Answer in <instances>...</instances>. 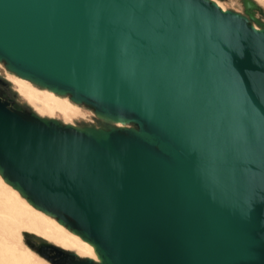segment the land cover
Returning a JSON list of instances; mask_svg holds the SVG:
<instances>
[{
	"label": "water",
	"instance_id": "1",
	"mask_svg": "<svg viewBox=\"0 0 264 264\" xmlns=\"http://www.w3.org/2000/svg\"><path fill=\"white\" fill-rule=\"evenodd\" d=\"M0 62L133 125H61L0 99L1 178L99 261L37 255L264 264V27L209 0H0Z\"/></svg>",
	"mask_w": 264,
	"mask_h": 264
},
{
	"label": "rangeland",
	"instance_id": "2",
	"mask_svg": "<svg viewBox=\"0 0 264 264\" xmlns=\"http://www.w3.org/2000/svg\"><path fill=\"white\" fill-rule=\"evenodd\" d=\"M209 1L217 4L223 11L245 16L249 25L255 29L264 27V0H249L259 10L245 9L243 0ZM245 11L251 14L252 19ZM0 81L3 83L0 84V99L12 100V106L24 113H34L38 117L54 119L61 125L73 127L121 128L118 124L95 115L91 106L73 103L67 94L55 95L15 76L6 70L3 62H0ZM122 127L133 125L126 124ZM0 181H3L0 183V264H50L29 248V244L38 245L41 242L76 254L81 259H90L95 263L99 261L92 246L58 224L55 218L34 209L1 176Z\"/></svg>",
	"mask_w": 264,
	"mask_h": 264
},
{
	"label": "bare ground",
	"instance_id": "3",
	"mask_svg": "<svg viewBox=\"0 0 264 264\" xmlns=\"http://www.w3.org/2000/svg\"><path fill=\"white\" fill-rule=\"evenodd\" d=\"M217 5V4H216ZM21 79H24V78H21ZM24 80H27V79H24ZM27 81H29V80H27ZM30 82V81H29ZM30 83H32V82H30ZM43 89H46V90H48V91H50V92H52V93H54L55 95H60V94H58V93H56V92H54V91H52V90H49V89H47V88H44L43 87ZM61 96V95H60ZM50 97V96H49ZM52 98V97H51ZM74 103V102H73ZM76 104V103H75ZM102 119H104V120H107V121H110V122H114V123H116V124H118L119 126H124L125 124H123V123H121V122H119V121H113V120H109V119H107V118H105V117H102V116H100ZM34 208V207H33ZM35 209V208H34ZM37 210V209H36ZM39 211V210H38ZM40 212H42V211H40ZM42 213H44V212H42ZM44 214H46V213H44ZM46 215H48V214H46ZM58 224H60L59 222H57ZM61 225V224H60ZM67 229V228H66ZM69 232H71L69 229H67ZM71 233H73V232H71ZM74 234V233H73ZM74 235H76V234H74ZM76 237H77V235H76ZM80 238V237H79ZM82 240V239H81ZM83 241V240H82ZM69 242V241H68ZM83 242H85V241H83ZM85 243H87V242H85ZM48 244V243H47ZM87 244H89V243H87ZM49 245H51V244H49ZM90 245V244H89ZM51 246H54V245H51ZM87 248H89V246H87V245H85ZM90 246H92V245H90ZM54 247H56V246H54ZM93 247V246H92ZM56 248H58V247H56ZM58 249H60V248H58ZM60 250H62V249H60ZM62 251H65V250H62ZM65 252H68V251H65ZM69 253H71V252H69ZM73 254V253H72ZM76 257H78L76 254H74ZM79 258V257H78ZM81 259V258H80ZM88 260H90V259H88ZM90 261H92V260H90ZM93 263H95L94 261H92Z\"/></svg>",
	"mask_w": 264,
	"mask_h": 264
},
{
	"label": "flooded vegetation",
	"instance_id": "4",
	"mask_svg": "<svg viewBox=\"0 0 264 264\" xmlns=\"http://www.w3.org/2000/svg\"><path fill=\"white\" fill-rule=\"evenodd\" d=\"M0 84L3 85V83H1V81H0ZM7 101H11V104H12V100H7Z\"/></svg>",
	"mask_w": 264,
	"mask_h": 264
},
{
	"label": "snow or ice",
	"instance_id": "5",
	"mask_svg": "<svg viewBox=\"0 0 264 264\" xmlns=\"http://www.w3.org/2000/svg\"><path fill=\"white\" fill-rule=\"evenodd\" d=\"M3 181H0V183H2Z\"/></svg>",
	"mask_w": 264,
	"mask_h": 264
}]
</instances>
